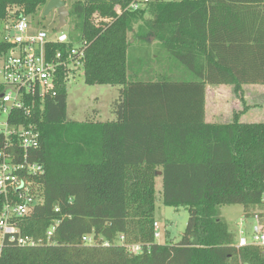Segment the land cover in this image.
<instances>
[{"label": "trees", "instance_id": "16d2710c", "mask_svg": "<svg viewBox=\"0 0 264 264\" xmlns=\"http://www.w3.org/2000/svg\"><path fill=\"white\" fill-rule=\"evenodd\" d=\"M47 1L0 0V19L9 4L32 15ZM132 1L70 3L78 32L70 38L85 44L84 81L119 87L115 118L69 120L62 82L30 117L16 113L40 134L28 158L44 167L33 178L41 199L14 220L37 244H4L0 264H264L258 248L236 246L219 212L224 204H240L243 215L260 208L264 122H241L236 111L229 123L204 121L206 84H232L236 94L242 84H264V0H154L130 9ZM117 4L126 7L120 15ZM94 10L109 20L91 22ZM136 25L193 79H129L127 34ZM157 177L163 204L188 209L176 242L154 238ZM3 203L0 195V211ZM87 235L110 244H89ZM136 243L142 250L132 254L127 245Z\"/></svg>", "mask_w": 264, "mask_h": 264}, {"label": "built area", "instance_id": "2783aa9c", "mask_svg": "<svg viewBox=\"0 0 264 264\" xmlns=\"http://www.w3.org/2000/svg\"><path fill=\"white\" fill-rule=\"evenodd\" d=\"M152 1L133 0L128 7L142 9ZM54 30L45 29L18 11L12 21L6 22L0 38L6 43L0 51V135L4 138L0 150V195L4 198L0 211V256L4 244H37L31 236L19 233L14 220L28 215L41 199L40 187L33 178L40 176L44 167L28 158V151L39 147L40 134L35 124L18 121L15 115L30 117L45 100L56 95L58 84L67 85L74 74L83 71L85 44ZM259 203L260 208L242 215L237 222L235 244L256 247L264 255V187ZM54 230V226L47 230V239ZM153 233L158 241L161 232L156 221ZM82 239L92 245L110 244L94 239L93 235ZM118 242H123V236ZM127 248L132 254L142 250L138 243Z\"/></svg>", "mask_w": 264, "mask_h": 264}, {"label": "rangeland", "instance_id": "374dc122", "mask_svg": "<svg viewBox=\"0 0 264 264\" xmlns=\"http://www.w3.org/2000/svg\"><path fill=\"white\" fill-rule=\"evenodd\" d=\"M73 0H64L67 10ZM47 4V3H46ZM46 4L37 9L34 14L29 15L32 21L43 25L45 29H55L58 33H64L68 37L78 35L77 30L73 27V21L70 14L66 18V23L57 30V15L52 10L48 15L42 16ZM126 7L117 4L113 6L115 15H120ZM6 16L0 19V38L6 22L14 19L16 13L21 10L20 5H7ZM148 13L144 18H148ZM110 16L103 15L99 10H94L89 19L91 22L98 23L108 21ZM140 21L139 24H142ZM135 26L133 32L127 34V40L130 41L127 47V65L129 79L156 81L159 79L167 80H191L193 76L186 71L183 66L173 62L165 53L162 44L152 34H142L141 30ZM119 93L118 86L107 84L89 85L85 83L83 71L80 70L70 78L67 84V106L66 113L69 120L83 121L86 118L95 121H107L115 118L111 111L112 102L117 98ZM249 97V87L247 88ZM161 181L156 178V195L154 219L159 224L161 237L158 243L176 242L180 239L182 232L187 223L188 209L185 206H168L163 204L161 198ZM221 217L228 224L229 229L237 233V222L243 215V209L240 204H224L219 209Z\"/></svg>", "mask_w": 264, "mask_h": 264}, {"label": "crops", "instance_id": "0c3cea01", "mask_svg": "<svg viewBox=\"0 0 264 264\" xmlns=\"http://www.w3.org/2000/svg\"><path fill=\"white\" fill-rule=\"evenodd\" d=\"M234 111L239 112L238 119L241 122H264V84H242L239 94L235 93L232 84L205 85L204 121L206 123H229L232 121Z\"/></svg>", "mask_w": 264, "mask_h": 264}, {"label": "water", "instance_id": "95a60500", "mask_svg": "<svg viewBox=\"0 0 264 264\" xmlns=\"http://www.w3.org/2000/svg\"><path fill=\"white\" fill-rule=\"evenodd\" d=\"M52 10L57 15V30L60 29L66 23V18L69 15V11L66 8L64 0H48L46 6L43 9L42 16L48 15ZM160 175V172H157Z\"/></svg>", "mask_w": 264, "mask_h": 264}]
</instances>
